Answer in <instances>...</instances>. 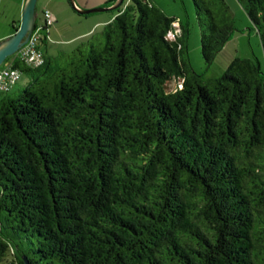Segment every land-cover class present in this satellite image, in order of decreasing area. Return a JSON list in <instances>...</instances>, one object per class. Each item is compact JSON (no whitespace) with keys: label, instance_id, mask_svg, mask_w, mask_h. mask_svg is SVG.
<instances>
[{"label":"trees","instance_id":"16d2710c","mask_svg":"<svg viewBox=\"0 0 264 264\" xmlns=\"http://www.w3.org/2000/svg\"><path fill=\"white\" fill-rule=\"evenodd\" d=\"M236 1L264 56V0ZM191 2L209 67L235 18L225 0ZM112 12L69 54L5 60L28 83L0 101V264H264L258 60L206 79L188 21L151 0Z\"/></svg>","mask_w":264,"mask_h":264},{"label":"rangeland","instance_id":"374dc122","mask_svg":"<svg viewBox=\"0 0 264 264\" xmlns=\"http://www.w3.org/2000/svg\"><path fill=\"white\" fill-rule=\"evenodd\" d=\"M25 0H0V42L14 34L12 25L20 26ZM105 0H75L76 5L82 10L105 7ZM131 0H123L126 6ZM169 16L188 21V55L192 68L204 78L220 76L228 63L234 57H255L264 73V56L258 32L252 22L236 0H225L235 18V28L231 40L217 55L214 62L206 67L200 54L199 29L191 0H151ZM50 12L53 24L47 30L41 29L44 25L43 12ZM36 23L40 36L47 33L46 44L39 42L46 55L50 58L63 53H71L77 46L85 42L90 35L100 37L104 25L111 20L115 12H97L86 16L79 15L69 4V0H37ZM96 23H99L95 25ZM95 25V26H94ZM178 29V27L176 28ZM15 55V54H14ZM6 65V61L0 67ZM28 78L21 73L20 80L9 92V96H18L26 87ZM178 83L173 81L166 85L167 92L176 90ZM8 93H0V101Z\"/></svg>","mask_w":264,"mask_h":264},{"label":"water","instance_id":"95a60500","mask_svg":"<svg viewBox=\"0 0 264 264\" xmlns=\"http://www.w3.org/2000/svg\"><path fill=\"white\" fill-rule=\"evenodd\" d=\"M36 2L37 0H26L23 11L22 20L17 31L7 40L0 43V66L10 56H13L17 51L26 44L29 35L34 30L36 20ZM123 0H116L109 7L95 8L89 10L80 9L75 0H69V4L73 7L74 11L79 15H89L97 12L112 11L122 4Z\"/></svg>","mask_w":264,"mask_h":264},{"label":"built area","instance_id":"2783aa9c","mask_svg":"<svg viewBox=\"0 0 264 264\" xmlns=\"http://www.w3.org/2000/svg\"><path fill=\"white\" fill-rule=\"evenodd\" d=\"M44 25L50 27L53 24V19L49 11L43 12ZM177 28L178 25L174 24ZM172 37V34L170 35ZM40 34L37 28H34L25 45H23L16 53V59L25 63L30 67H38L42 65L44 56L39 46ZM21 72L13 68L11 65L0 67V93H9L14 85L20 80Z\"/></svg>","mask_w":264,"mask_h":264},{"label":"crops","instance_id":"0c3cea01","mask_svg":"<svg viewBox=\"0 0 264 264\" xmlns=\"http://www.w3.org/2000/svg\"><path fill=\"white\" fill-rule=\"evenodd\" d=\"M107 1H108V0H105L104 3H106ZM25 2H26V0L24 1V5H25ZM24 5H23V8H24ZM109 21H110V20H109ZM109 21H107V23H108ZM97 24H99V23H96L95 25H97ZM95 25H94V26H95ZM14 33H15V32H14ZM10 37H11V36H10ZM10 37H9V38H10ZM9 38H7V39H9ZM7 39H5V40H7ZM5 40H3V41H5ZM3 41H1L0 43H2ZM14 57L16 58V54H15ZM8 65H10V61H9L8 63H6L5 66H8ZM15 85H16V84H15ZM15 85H14V86H15ZM13 88H14V87H13ZM13 90H14V89H13ZM13 90H11V91H13Z\"/></svg>","mask_w":264,"mask_h":264}]
</instances>
